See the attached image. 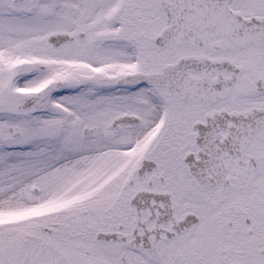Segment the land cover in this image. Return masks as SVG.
Returning a JSON list of instances; mask_svg holds the SVG:
<instances>
[{"label":"snow or ice","instance_id":"6c2138e0","mask_svg":"<svg viewBox=\"0 0 264 264\" xmlns=\"http://www.w3.org/2000/svg\"><path fill=\"white\" fill-rule=\"evenodd\" d=\"M0 264H264V0H0Z\"/></svg>","mask_w":264,"mask_h":264}]
</instances>
